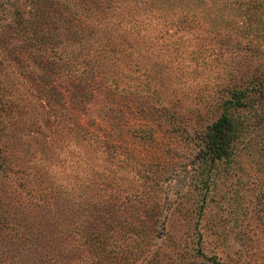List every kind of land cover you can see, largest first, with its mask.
Returning <instances> with one entry per match:
<instances>
[{
    "label": "rangeland",
    "instance_id": "rangeland-1",
    "mask_svg": "<svg viewBox=\"0 0 264 264\" xmlns=\"http://www.w3.org/2000/svg\"><path fill=\"white\" fill-rule=\"evenodd\" d=\"M149 1L175 23L138 37L125 0H0V264H264L262 120L210 203L199 170L229 92L264 80V28Z\"/></svg>",
    "mask_w": 264,
    "mask_h": 264
},
{
    "label": "trees",
    "instance_id": "trees-1",
    "mask_svg": "<svg viewBox=\"0 0 264 264\" xmlns=\"http://www.w3.org/2000/svg\"><path fill=\"white\" fill-rule=\"evenodd\" d=\"M176 1L178 0H175V3ZM182 1L185 3L182 8H185L189 5L187 1L192 0ZM209 1L212 6L217 5L221 9H226L229 5L241 8L243 9L244 20L250 27L256 25L257 32L261 27L264 28V0ZM124 3L126 4L125 7L128 8V15L126 16L129 19L126 20L130 24L132 35L141 36L137 30L141 29L144 24H151L150 16L155 18V15H159L157 19L163 20L162 25L164 27L173 26L175 23L172 15L167 14L168 8L160 7L165 3L154 5L149 0H125ZM147 4H153L154 7H147ZM177 4L180 5L178 2ZM121 17L123 20V14ZM196 17L193 14L188 21L192 23V21L197 20ZM229 96L222 104L223 113L221 117L207 127L203 137L204 148L199 158V170L203 177L202 191L206 196L212 195L208 203L215 198L219 182L228 179L229 175L234 172L235 166L243 163L242 151L245 149L251 151V149L256 148L253 145L257 137L254 131L256 119L262 120L260 129L264 131V80L260 79L246 89H233L229 92ZM205 204L208 205L207 199ZM10 227L11 225L5 219H0V232L8 230ZM90 243L102 247L109 244L107 238L101 239L99 235Z\"/></svg>",
    "mask_w": 264,
    "mask_h": 264
}]
</instances>
